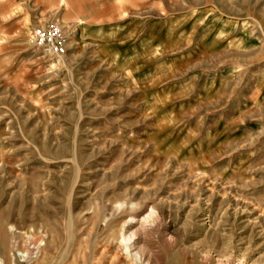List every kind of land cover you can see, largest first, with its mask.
Segmentation results:
<instances>
[{"label":"rangeland","instance_id":"obj_1","mask_svg":"<svg viewBox=\"0 0 264 264\" xmlns=\"http://www.w3.org/2000/svg\"><path fill=\"white\" fill-rule=\"evenodd\" d=\"M52 21L62 55L31 39ZM241 262L264 264V0H0V264Z\"/></svg>","mask_w":264,"mask_h":264},{"label":"built area","instance_id":"obj_2","mask_svg":"<svg viewBox=\"0 0 264 264\" xmlns=\"http://www.w3.org/2000/svg\"><path fill=\"white\" fill-rule=\"evenodd\" d=\"M31 39L36 46L62 55L67 50L66 33L63 26L55 21L34 28Z\"/></svg>","mask_w":264,"mask_h":264},{"label":"bare ground","instance_id":"obj_3","mask_svg":"<svg viewBox=\"0 0 264 264\" xmlns=\"http://www.w3.org/2000/svg\"><path fill=\"white\" fill-rule=\"evenodd\" d=\"M126 240H127V239H125V242H126ZM40 249H41V244H40V243H33L32 246H31V250H32L34 253H37V254H38L39 251H40ZM32 251H31V252H32ZM241 264H244V263L241 262Z\"/></svg>","mask_w":264,"mask_h":264}]
</instances>
